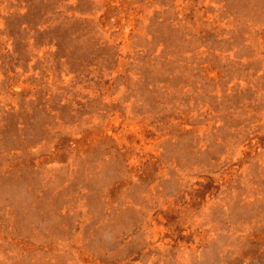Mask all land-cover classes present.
<instances>
[{"label": "rangeland", "instance_id": "obj_1", "mask_svg": "<svg viewBox=\"0 0 264 264\" xmlns=\"http://www.w3.org/2000/svg\"><path fill=\"white\" fill-rule=\"evenodd\" d=\"M0 264H264V0H0Z\"/></svg>", "mask_w": 264, "mask_h": 264}]
</instances>
